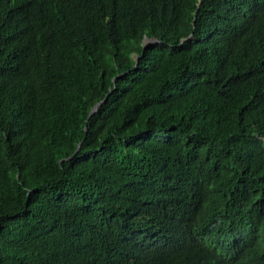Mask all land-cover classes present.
<instances>
[{
    "label": "trees",
    "instance_id": "obj_1",
    "mask_svg": "<svg viewBox=\"0 0 264 264\" xmlns=\"http://www.w3.org/2000/svg\"><path fill=\"white\" fill-rule=\"evenodd\" d=\"M0 264H264V0H0Z\"/></svg>",
    "mask_w": 264,
    "mask_h": 264
},
{
    "label": "water",
    "instance_id": "obj_2",
    "mask_svg": "<svg viewBox=\"0 0 264 264\" xmlns=\"http://www.w3.org/2000/svg\"><path fill=\"white\" fill-rule=\"evenodd\" d=\"M153 42H156V41H155V40H151V39H150V40L148 39L147 41H145V43L148 44V45L151 44V43H153ZM138 60H139V59H138ZM138 60H137V61H138ZM102 104H103V102L99 103V104H98V105L92 110L90 116H92L94 113H96V112L98 111L99 107H100Z\"/></svg>",
    "mask_w": 264,
    "mask_h": 264
}]
</instances>
